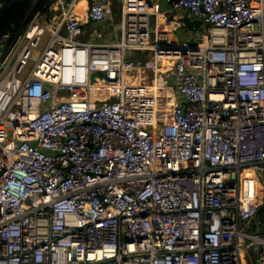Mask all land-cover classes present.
<instances>
[{
    "label": "built area",
    "instance_id": "built-area-1",
    "mask_svg": "<svg viewBox=\"0 0 264 264\" xmlns=\"http://www.w3.org/2000/svg\"><path fill=\"white\" fill-rule=\"evenodd\" d=\"M167 2L0 39V264H264V0Z\"/></svg>",
    "mask_w": 264,
    "mask_h": 264
},
{
    "label": "trees",
    "instance_id": "trees-1",
    "mask_svg": "<svg viewBox=\"0 0 264 264\" xmlns=\"http://www.w3.org/2000/svg\"><path fill=\"white\" fill-rule=\"evenodd\" d=\"M54 2L55 0H0V39L6 35L13 37L32 10L48 13ZM188 25L193 28L192 24ZM259 215L264 218V208Z\"/></svg>",
    "mask_w": 264,
    "mask_h": 264
},
{
    "label": "crops",
    "instance_id": "crops-1",
    "mask_svg": "<svg viewBox=\"0 0 264 264\" xmlns=\"http://www.w3.org/2000/svg\"><path fill=\"white\" fill-rule=\"evenodd\" d=\"M55 1L57 2V0H55ZM65 1H66L67 5H69L71 2L76 1V6L73 10V13L75 15H77L78 18H80V20L84 24V28L86 30L84 40H86V41H96V40L103 39L104 37H108L110 34H112L114 32V29L117 28V26L121 23V9H122L123 0H121V1L120 0H111L112 1V18H111V20H109L108 22L105 23V30L104 31L101 30L100 26L89 23L88 19H87L90 4L94 0H65ZM160 2H161V0H160ZM117 3H120V11H119L118 15H116L114 13V8L117 5ZM64 9H65V7L57 9L53 5L51 7L50 11L47 13L48 15H45V17H50V14L56 13L53 20L50 18V21L52 20L51 22H56L59 19L58 18L59 15L61 14V12ZM136 77H137L136 80H138L139 76L137 75ZM260 219H261V221L264 220V218L263 219L260 218ZM261 223H264V221H262ZM255 230L258 232L260 231L259 229H257V226H255Z\"/></svg>",
    "mask_w": 264,
    "mask_h": 264
},
{
    "label": "rangeland",
    "instance_id": "rangeland-1",
    "mask_svg": "<svg viewBox=\"0 0 264 264\" xmlns=\"http://www.w3.org/2000/svg\"><path fill=\"white\" fill-rule=\"evenodd\" d=\"M121 1V0H120ZM119 11H120V3H117V5L115 6V8H114V13L116 14V15H118L119 14ZM55 14L56 13H52V14H50V17H45V22L47 23V24H51V23H53V22H51L53 19H54V16H55ZM43 15H48L47 13H45V14H43ZM50 18L52 19L51 21H50ZM178 35H180V33L178 34ZM47 39V36L44 38V41ZM201 39H199V41H200ZM43 46V45H42ZM2 51H4V50H6V48H4V47H2V48H0ZM42 49V48H41ZM33 65V62L31 61L30 63H29V67H31ZM28 67V68H29ZM262 186V188L264 189V186L263 185H261ZM264 206V205H263ZM261 217H260V215H259V221L260 222H262L261 221V219H260ZM244 231L245 232H247V233H253L254 231L253 230H250V229H244ZM257 233H258V231H256ZM259 235H261V236H264V230L262 231V232H259L258 233ZM247 263L248 264H258V255L256 254V252L253 250V249H251V251H250V256H248L247 257Z\"/></svg>",
    "mask_w": 264,
    "mask_h": 264
},
{
    "label": "water",
    "instance_id": "water-1",
    "mask_svg": "<svg viewBox=\"0 0 264 264\" xmlns=\"http://www.w3.org/2000/svg\"><path fill=\"white\" fill-rule=\"evenodd\" d=\"M160 7L162 11H171V5L167 2V0H161Z\"/></svg>",
    "mask_w": 264,
    "mask_h": 264
},
{
    "label": "bare ground",
    "instance_id": "bare-ground-1",
    "mask_svg": "<svg viewBox=\"0 0 264 264\" xmlns=\"http://www.w3.org/2000/svg\"><path fill=\"white\" fill-rule=\"evenodd\" d=\"M137 82H138V80L135 81V83H137ZM105 98H107V94H104V95L100 96V99H105Z\"/></svg>",
    "mask_w": 264,
    "mask_h": 264
}]
</instances>
